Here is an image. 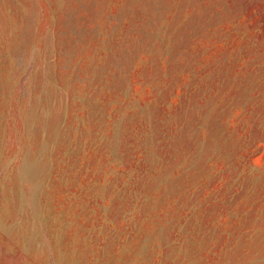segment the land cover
Returning <instances> with one entry per match:
<instances>
[{"label":"rangeland","instance_id":"obj_1","mask_svg":"<svg viewBox=\"0 0 264 264\" xmlns=\"http://www.w3.org/2000/svg\"><path fill=\"white\" fill-rule=\"evenodd\" d=\"M0 264H264V0H0Z\"/></svg>","mask_w":264,"mask_h":264}]
</instances>
